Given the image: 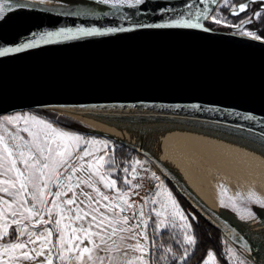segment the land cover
Here are the masks:
<instances>
[{"label":"water","instance_id":"water-1","mask_svg":"<svg viewBox=\"0 0 264 264\" xmlns=\"http://www.w3.org/2000/svg\"><path fill=\"white\" fill-rule=\"evenodd\" d=\"M86 1L126 15H70L20 7L5 11L0 20V47H16L31 33L61 28L103 32L137 22L167 23L197 9L208 12L201 29L94 34L0 57V117L32 111L158 115L264 139V39L240 34L253 21L234 32L209 28L222 0H145L135 7ZM101 135L148 160L203 222L260 264L256 244L228 218L204 206L153 155L110 134Z\"/></svg>","mask_w":264,"mask_h":264},{"label":"snow or ice","instance_id":"snow-or-ice-1","mask_svg":"<svg viewBox=\"0 0 264 264\" xmlns=\"http://www.w3.org/2000/svg\"><path fill=\"white\" fill-rule=\"evenodd\" d=\"M40 2L43 3L44 0ZM101 2L135 7L143 4L145 0ZM204 2L206 0H201V3ZM228 3L229 0H225V4ZM24 6L13 3L12 0H0V20L4 18L5 11L12 12ZM247 8L248 4L240 3L232 9L231 14L239 16L240 13L246 12ZM206 12L207 8L197 9L194 13L189 11L187 18L182 13L179 18L171 19L167 23L137 22L130 27H108L103 32L96 28H61L57 31L31 33L16 47H0V57L44 44L94 34L127 33L137 29H201V19ZM260 15V12H256L252 18L241 20L236 27L250 24ZM122 19L127 20L129 17L124 16ZM213 22L220 24L221 20L213 18ZM203 31L208 32L211 29L203 28ZM21 121L24 125L22 128L18 126ZM9 125L13 126V130L7 127ZM21 133H26V137ZM94 143L84 140L76 133L55 127L50 120L27 112L0 117V240L8 238L12 241L0 245V264H19L20 261H34L39 257L44 258L41 264H57V261L59 264H162V261L169 259L166 253L173 254L170 264H178L170 245L165 247L163 244H157L154 239L147 248L140 243L141 239L149 241L145 231L149 220L145 218L142 208L138 219L135 212L131 216L124 215L133 208V204L125 198L127 193L121 192L118 197L122 205L111 203L115 198L105 195L96 186L97 181L94 178H98V182L105 189L120 191L117 179H111L101 172L105 164L111 166V162L107 161L104 155L85 160V157L93 154L88 147L82 148L81 144ZM104 143L107 145L108 142ZM123 182L131 184L127 178ZM133 187H139V184ZM159 187L163 194H166L173 210L169 217L168 205L155 198L160 197L162 192H156L150 201L153 205L160 203L161 209H151L158 218L153 221L155 237L163 238L169 225L175 227V219L180 217L185 221L182 225L186 230L183 243L195 245V237L189 234L191 225L186 222L187 217L163 183ZM49 197L52 199L49 200ZM255 202L264 207V201ZM101 208L104 211H101ZM54 212L58 218L53 222ZM161 217L163 218L160 219ZM65 220L69 223H63ZM73 223H79L80 226L73 227ZM85 223L87 227L83 226ZM54 228L58 233L56 236ZM69 228L70 235L67 233ZM22 237H27V240L21 242ZM129 240L135 243H127ZM37 242L39 249L35 247ZM28 245L33 247L28 249ZM17 250L23 251L16 255ZM131 253L139 255L130 256ZM4 256L8 258L4 259ZM188 258L189 254L185 249L181 260L187 264ZM216 260L217 257L209 250L201 264H213Z\"/></svg>","mask_w":264,"mask_h":264},{"label":"bare ground","instance_id":"bare-ground-1","mask_svg":"<svg viewBox=\"0 0 264 264\" xmlns=\"http://www.w3.org/2000/svg\"><path fill=\"white\" fill-rule=\"evenodd\" d=\"M32 7L52 12L59 10L54 5L37 3ZM68 116L146 150L215 213L219 214L216 200L210 193L213 179L233 187H257L264 195L263 138L176 117L108 113ZM239 229L256 244L260 250V264H264V224L250 219Z\"/></svg>","mask_w":264,"mask_h":264},{"label":"rangeland","instance_id":"rangeland-1","mask_svg":"<svg viewBox=\"0 0 264 264\" xmlns=\"http://www.w3.org/2000/svg\"><path fill=\"white\" fill-rule=\"evenodd\" d=\"M245 0H229L228 4H225V0H222L220 4L218 5L216 11L212 15L210 19L213 20V18H218L221 20L220 24H216L214 22H209L210 24L214 25V30L222 31L225 29H229L230 26H236L240 23H238L240 20L232 19L230 12L233 8H235L238 3H244ZM13 3L30 6L32 7L33 4H44L45 6L54 5L59 7L58 9H55L57 13H63V14H70V15H84V14H109V15H115V16H123L126 15V12L122 10H106L99 8L93 4L86 3V2H79L77 0L72 1L71 3H62V2H54L50 0H44L43 3L40 2V0H12ZM56 3V5H55ZM28 4V5H27ZM32 4V5H31ZM256 12H260L261 15L253 19V22L258 23L257 21H261L262 16L264 14V11L262 9H259L253 5L250 6V10L246 13V16L248 17L246 20L252 18L253 14ZM230 32V31H229ZM244 33H252V38H256L257 36L262 38L260 35L256 34V32L249 27L244 29L240 34ZM245 35V34H244ZM25 113V112H24ZM32 115H37L38 117H41L43 119L47 120L48 116H55V118L65 117L73 120L76 124H80L81 126H84L90 130H93L94 132H86V133H79V132H73L81 137L84 138L86 141H94V144L87 145V144H81V147H88L89 150L92 152V156L85 157V160H92L93 157H99L101 155L105 156V159L107 160L108 154H112L115 149L119 147V144L115 143L114 141L110 140L109 138H106L101 135V131L95 130L92 127L85 125L68 115H65L60 112H54V111H32L27 112ZM18 114V113H17ZM23 114V113H19ZM12 116V115H9ZM19 127H24L23 122L21 121L18 125ZM55 126V125H54ZM10 130H13V126L9 125ZM57 127V126H55ZM59 128V127H58ZM61 129V128H60ZM63 130V129H62ZM66 131V130H64ZM21 135H24L26 137V133H21ZM105 141H107V145H105ZM129 158H131V163L126 166L123 170L122 175V182L127 178L129 181H131V184H125L123 182V189L119 188L120 191H116L113 189H105L102 184L98 182V178H94L97 183L96 186L100 188L101 192H103L105 195H108L110 197L115 198L114 200L110 201L111 203L121 204L122 201L118 199L121 192L127 193L126 199L129 200L130 203L133 204V208L128 210L124 213V215L131 216L133 212L136 214V218H139V212L141 208L145 212V218L149 220V224L147 229L145 230L149 236V241L140 240V243L143 244L146 248L149 247L152 240H156L159 237H155L154 235V228L155 225L152 223L153 221L157 220L158 218L155 217L154 213L151 212V209L156 208L158 210L160 209V203L153 205L150 203L151 199L155 197L156 192L161 191L160 184L163 183L164 187L172 193V197L177 201L181 211L182 210L178 198L179 197L174 190H172L165 182V180L158 174V172L153 168V166L150 164L148 160H146L144 157L135 154V155H128ZM106 165L103 169H101V172L108 175L109 178L115 179L113 175L111 174L109 170L106 169ZM130 168V170H128ZM133 168H135V171H133ZM125 169H127V172H125ZM155 174V175H153ZM136 177V179H133V177ZM212 188L210 187V193L212 198L216 200L217 206H218V212L223 215L224 217L228 218L231 222L236 224L238 227H245L246 222L250 219H257L258 217L255 214V210H262L264 211V207H261L260 203L255 202L256 200L264 201V195L261 194V191L257 187H251V186H231L226 184L225 182L219 180V179H213L212 180ZM223 182V183H222ZM139 184V187H133V185ZM226 184V185H225ZM257 188V189H256ZM214 190V191H212ZM85 191H91V189H85ZM215 194V195H214ZM71 194L69 193V196ZM93 195H95L93 193ZM263 195V196H262ZM147 198V199H145ZM157 200H159L161 203H166L168 205L167 209V215L170 217L171 211L173 210L171 207L170 201H168L166 194H163L160 197H155ZM49 200L52 198L49 197ZM103 203H109V202H103ZM101 211H104L103 208H101ZM185 214V213H184ZM186 216V215H185ZM58 217L55 215V212L52 215L53 222ZM161 217L160 219H162ZM188 224V219L186 221ZM63 223H69V221L65 220ZM185 223V221H182L180 217H176L175 219V227H172L169 225V228L166 231L171 232L173 236L175 237L176 241L180 244L181 248L184 250L187 249L188 254H190V251L193 247V245H185L183 243V238L185 235V229L182 227V225ZM73 227L80 226L79 223H73ZM84 227H87V224L85 223L83 225ZM143 228V226H141ZM150 228L153 230L152 233L150 232ZM42 230V229H41ZM141 229H137V231H140ZM67 233L70 235L71 230L70 228L67 230ZM189 234L192 235V231L190 229ZM58 235L54 228V236ZM27 240V237H22L21 242ZM5 242H12L9 241L8 238L0 240V245L4 244ZM85 243H87L85 241ZM111 243V241H109ZM129 244H134L135 241L129 240L127 241ZM222 245L224 248V254L226 256V259L229 264H254L249 258H247L243 253H241L237 248L232 246L229 242H227L222 237ZM33 246L28 245V249H31ZM37 249H39V242L35 245ZM58 247V246H57ZM23 250H17L16 255H19V253ZM34 256V253H32ZM139 255V253H131L130 256ZM169 257V259L162 261V264H169V261L172 258V253H166ZM7 256H4V259H7ZM43 257L36 258L34 261H20L19 264H41L43 261ZM147 259V257H146ZM183 261L180 259L178 264H181ZM57 264H59V261H57ZM213 264H218L217 260L213 262Z\"/></svg>","mask_w":264,"mask_h":264},{"label":"trees","instance_id":"trees-1","mask_svg":"<svg viewBox=\"0 0 264 264\" xmlns=\"http://www.w3.org/2000/svg\"><path fill=\"white\" fill-rule=\"evenodd\" d=\"M75 0H61L62 3H71ZM79 2H86L93 4L99 8L106 9L103 6H99L94 4L93 2L86 0H77ZM238 20V19H236ZM250 29H262L259 31V35L264 38V17L258 23H254L249 27ZM47 120L53 122V124L63 130L73 131L79 133L91 132L92 130L81 126L80 124H76L73 120L65 117L55 118V116H48ZM136 153L119 145L117 149L113 151L112 154H108L107 161L111 162V166L109 164L106 165V169L112 172L111 174L118 181V188L123 189L122 175L123 170L127 165L131 163V158L128 155H135ZM130 170V168H128ZM166 184L172 189L170 184L165 181ZM173 190V189H172ZM179 204L184 211L189 224L191 225L192 235L196 239V244L193 245L189 258L187 260V264H201V261L206 258L207 252L211 250L214 255L217 257L218 264H229L226 256L224 254V248L222 245V237L221 235L209 227L205 222H203L179 197ZM258 219L264 222V211L255 210L254 211ZM153 223V222H152ZM152 229L150 228V232L152 233ZM157 244H163L165 247L171 246L173 249V253H175V260L179 263L181 256L183 255V249L180 244L177 243L175 237L171 232L166 231L165 236L163 238H158L155 240ZM173 255V254H172ZM170 264V261H169ZM184 264V261L181 263Z\"/></svg>","mask_w":264,"mask_h":264},{"label":"flooded vegetation","instance_id":"flooded-vegetation-1","mask_svg":"<svg viewBox=\"0 0 264 264\" xmlns=\"http://www.w3.org/2000/svg\"><path fill=\"white\" fill-rule=\"evenodd\" d=\"M50 1H54V2H61V0H50ZM244 3H246V4H248V8H247V10H246V12H244V13H240L239 14V16H233L232 14H231V12H230V14H231V17H232V19H239L240 21L241 20H246L248 17L246 16V13L250 10V6L251 5H253V6H255V7H257V8H259V9H262L263 11H264V0H257V1H254V0H245L244 1ZM240 3H238V5H239ZM237 5V6H238ZM264 17V14H263V16H262V18ZM211 20V19H210ZM240 21L238 22V23H240ZM257 22H259V21H257ZM254 23H256V22H253V24ZM252 24V25H253ZM251 25V26H252ZM207 26L209 27V28H211L212 30H214V25L213 24H210V23H208L207 24ZM250 27V26H249ZM235 29H238L237 27H235L234 29H225V30H222V31H226V32H229V31H235ZM255 32H256V34H258L259 35V31H261L262 29L260 28V29H253Z\"/></svg>","mask_w":264,"mask_h":264},{"label":"built area","instance_id":"built-area-1","mask_svg":"<svg viewBox=\"0 0 264 264\" xmlns=\"http://www.w3.org/2000/svg\"><path fill=\"white\" fill-rule=\"evenodd\" d=\"M210 22V21H209ZM213 22V21H212ZM236 26H230V28L229 29H234ZM237 29H235V31H236ZM230 32H234V31H230Z\"/></svg>","mask_w":264,"mask_h":264}]
</instances>
